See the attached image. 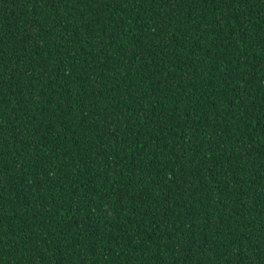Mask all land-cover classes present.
Listing matches in <instances>:
<instances>
[{"label": "trees", "instance_id": "obj_1", "mask_svg": "<svg viewBox=\"0 0 264 264\" xmlns=\"http://www.w3.org/2000/svg\"><path fill=\"white\" fill-rule=\"evenodd\" d=\"M0 264H264V0H0Z\"/></svg>", "mask_w": 264, "mask_h": 264}]
</instances>
